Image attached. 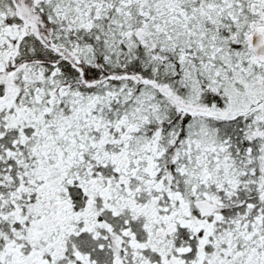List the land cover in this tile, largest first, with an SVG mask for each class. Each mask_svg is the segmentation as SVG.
<instances>
[{
  "label": "snow or ice",
  "instance_id": "1",
  "mask_svg": "<svg viewBox=\"0 0 264 264\" xmlns=\"http://www.w3.org/2000/svg\"><path fill=\"white\" fill-rule=\"evenodd\" d=\"M0 264H264V0H0Z\"/></svg>",
  "mask_w": 264,
  "mask_h": 264
}]
</instances>
